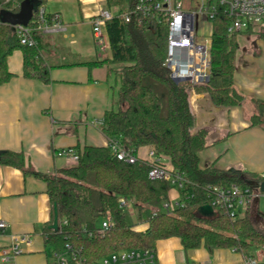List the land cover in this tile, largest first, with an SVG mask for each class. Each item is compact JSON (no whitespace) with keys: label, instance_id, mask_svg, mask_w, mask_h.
I'll return each instance as SVG.
<instances>
[{"label":"trees","instance_id":"trees-1","mask_svg":"<svg viewBox=\"0 0 264 264\" xmlns=\"http://www.w3.org/2000/svg\"><path fill=\"white\" fill-rule=\"evenodd\" d=\"M23 1L13 0V8L0 2L1 10L17 12ZM47 1L38 0L29 26ZM137 2L104 0V5L107 10L115 8L121 14L131 11ZM207 3L217 4V0H207ZM228 24L229 19L217 5L209 34V78L205 84L194 87L170 78L164 66L167 30L154 16L142 18L141 24L135 18L126 23L119 16L113 17L106 22L111 60L75 62L65 60L67 51L52 44L48 34L38 33L36 45L29 47L20 44L14 28L0 24V85L12 78L6 62L16 50L22 52L23 77L45 84L50 82L49 73L55 67L83 65L91 69L118 65L117 109L105 111L98 121L100 131L108 140L119 141L134 154L141 147L149 148L156 156L168 160L172 169L183 173L189 182L179 192L184 206L166 213L162 207L173 191L170 184L149 179L148 162L118 161L108 147H77L76 162L53 174L27 169L25 174L45 183L51 204V219L44 227L47 246L56 251L62 250L66 243L81 247L90 262L121 250L155 251L158 241L172 237L180 240L184 250L231 249L246 260L264 252L263 213L257 217L251 209L244 217L234 220L222 214L209 218L199 213L202 206L209 204L207 187L236 185L254 190L264 183V178L256 174L219 170L213 165L199 167L198 154L207 147V132H192L195 118L189 108V91L207 94L219 107H235L243 101L242 94L233 85L237 42L236 35L228 36ZM252 124L256 125V120ZM261 126L264 128V124ZM24 163L21 153L0 152L1 165L23 168ZM119 198L132 206L134 224L127 223ZM54 211L58 218L57 233L49 229ZM107 217L112 227L99 236L95 229ZM140 224H147V228L135 230Z\"/></svg>","mask_w":264,"mask_h":264},{"label":"crops","instance_id":"crops-1","mask_svg":"<svg viewBox=\"0 0 264 264\" xmlns=\"http://www.w3.org/2000/svg\"><path fill=\"white\" fill-rule=\"evenodd\" d=\"M92 10L83 8L82 20L89 25ZM61 38L65 40L66 35ZM90 38L93 44L90 50L76 40L68 43L53 37L50 40L66 50L64 55L72 56L74 62L111 60L110 46L101 50L95 45L92 32ZM236 42L233 85L243 101L239 106L219 107L207 94L190 90L188 103L195 118L192 132H207V147L198 154L200 168L213 165L219 170L261 175L264 174L261 126L264 124V31L237 34ZM22 64V52H12L6 62L12 78L0 85V152L21 153L25 158L23 168L0 164V222L5 224L0 231V250L9 247L13 237L27 235L29 244L21 245L23 253L13 257L9 264H47L52 248L46 245L44 227L51 219V204L45 183L24 171L53 174L75 163L58 157V151H75L83 146L107 147L108 139L100 131L98 121L106 110L115 106L112 90L117 86L115 74L120 67L107 64L91 69L83 65L55 67L50 70V82L45 84L24 78ZM252 120H256V125ZM149 152V148L141 147L136 156L148 162ZM165 164L171 167L166 159ZM169 195L170 199L177 197L174 191ZM146 228L147 224H140L134 229ZM155 254L157 264H246L244 256L231 249L184 250L175 237L158 241ZM253 260L257 264L264 262L257 257Z\"/></svg>","mask_w":264,"mask_h":264},{"label":"built area","instance_id":"built-area-1","mask_svg":"<svg viewBox=\"0 0 264 264\" xmlns=\"http://www.w3.org/2000/svg\"><path fill=\"white\" fill-rule=\"evenodd\" d=\"M1 2L2 5L11 4V8L14 6L13 0H1ZM99 2L103 3L104 0H98L97 3ZM217 5L229 19L228 36L264 31V0H217L215 5L208 4L207 0H138L129 12L118 14L99 8L89 16L88 20L95 45L104 50L109 48L106 32L108 20L119 16L126 23L135 18L137 23L141 24L142 18L154 16L167 30L164 66L170 78L177 83L194 87L205 84L209 78L211 47L209 34ZM48 14L49 18L44 8H40L33 25L13 27L21 45L35 46L37 43L35 36L38 33L54 34L65 31V27L61 24V16L58 13ZM107 147L118 161L128 164L138 161L133 150L126 149L117 140H108ZM56 155L74 162L77 160V155L72 149L60 150ZM148 164L150 165L148 178L167 181L177 193L176 198H169L163 203V210L171 213L174 209L184 206L179 193L189 183L184 174L167 166L164 157L156 156L151 151ZM259 176L264 178V174ZM207 193L208 205L213 211L233 220L242 218L250 212L254 200L262 194L259 188L251 190L236 185L207 187ZM118 204L122 210L133 214L132 206L124 198H119ZM111 227L112 222L109 217L104 218L98 223L95 233L103 236ZM4 228L5 224L0 222V231ZM58 231L59 228L56 233ZM29 240L27 235L13 237L10 246L0 250V263L9 264L13 257L23 253L21 245L29 244ZM47 264H157V261L153 249H130L116 251L90 262L83 255L81 247L66 243L62 250L56 251L52 248ZM246 264L257 263L250 259L246 260Z\"/></svg>","mask_w":264,"mask_h":264},{"label":"rangeland","instance_id":"rangeland-1","mask_svg":"<svg viewBox=\"0 0 264 264\" xmlns=\"http://www.w3.org/2000/svg\"><path fill=\"white\" fill-rule=\"evenodd\" d=\"M98 0H48L44 5V10L46 14L48 13H60L63 21V26H65V31L60 33L48 34L50 37L55 38L58 41H62V36L66 35V39L62 42L68 43L70 40H76L81 47H87L86 49H93V44L91 43L90 33L91 26L82 20L83 18V8L91 7L92 11H97L99 8L103 9L105 7L103 3H97ZM30 3L33 7L36 6L37 0H30ZM215 5V3H212ZM112 12H115V8L110 9ZM204 30L207 31V28L204 27ZM72 35V36H71ZM64 44V43H62ZM65 60L72 61L74 58L72 56L65 55ZM55 61H58L56 59ZM114 71L111 73L112 82H114ZM119 80V77H117ZM117 87H113V109H117ZM258 208L259 212L264 214V193H262L258 198ZM126 220L129 225L134 224L135 220L133 214H130L125 211ZM138 226V225H137ZM140 226V225H139ZM257 258L264 261V252L260 251L257 253Z\"/></svg>","mask_w":264,"mask_h":264},{"label":"water","instance_id":"water-1","mask_svg":"<svg viewBox=\"0 0 264 264\" xmlns=\"http://www.w3.org/2000/svg\"><path fill=\"white\" fill-rule=\"evenodd\" d=\"M39 2L37 0V4L35 7L32 6L30 0H24L17 12H12L9 10H0V23L11 26L12 28L21 25L27 26L33 17V11L36 10ZM229 171L234 172V169H230ZM259 191L261 193L264 192V183L261 184ZM251 208L253 209V213L256 214L257 217H260V212L258 210V199H255ZM199 213L203 217H214L217 213L213 211L212 207L209 205L202 206L199 209ZM258 213V214H257ZM49 229L56 232L58 230V218L56 211H54V218L52 224L49 226Z\"/></svg>","mask_w":264,"mask_h":264}]
</instances>
